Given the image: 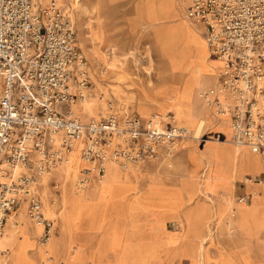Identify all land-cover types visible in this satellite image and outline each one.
Instances as JSON below:
<instances>
[{
  "label": "rangeland",
  "instance_id": "374dc122",
  "mask_svg": "<svg viewBox=\"0 0 264 264\" xmlns=\"http://www.w3.org/2000/svg\"><path fill=\"white\" fill-rule=\"evenodd\" d=\"M45 2L65 10L70 15L74 22L77 46L87 61L90 76L88 92L93 96L97 110L95 117L87 118L76 103L73 106L81 119H99L113 111L119 114L133 113L142 117H150L156 113L166 115L171 112L175 124L182 126L186 135L177 143L179 152L176 156L161 162L144 164L130 171L118 170L117 177L112 178L116 184L113 188L108 183L111 178H107L113 170H110L107 163L103 181L101 179L94 182L89 188L81 191L72 190L71 184L77 167L83 165V162L76 158V152H72L68 163L43 177L44 182L50 177L61 184L60 204L63 208L58 214L54 213L56 205L47 202L52 192L57 191L47 185L42 188V195L48 204L47 209L49 207L48 210H53L51 213L46 209L45 214L55 220L51 239L46 244L39 243L37 237L42 231L41 226L29 219L25 207L24 217L30 220V228L36 232V236L30 235L25 240L18 230L12 238H8L5 235L6 221L0 235V250L7 249L8 253L6 256L0 255V259L5 257L4 264H77L80 247L87 242L91 243L93 237L90 225L95 224V219L90 211L94 204V214L97 216V224L94 227L98 230L97 249L87 264H98L103 257H106V264H115L113 257L106 255L101 246V241L106 238L109 230L108 225L115 216L106 243L109 248H117L125 241L124 236L130 234V248L125 253L116 254V257L117 264H121V261L131 264L136 251L144 245V234L149 231L145 230L147 225L140 218L129 217L135 216V212H138V215L143 212L145 216H141L144 219H149L152 215L158 219L159 212H154L152 208L158 210L161 206L172 208L181 204L172 189L177 183V190L184 195L188 204L182 209L175 207L172 211L169 210L171 216L166 219V212L164 219L167 229L180 227L179 239L174 246L164 250L163 240L148 237L153 246L146 257L147 263L153 264L154 260L160 263L163 256H167L170 264L176 256H180L181 259L186 258L189 263L203 264L206 246L214 236L222 243L220 258L246 264L251 254V241L255 238L254 228L264 223V216L261 214L264 206L257 202L260 197H257L256 189L252 190L253 195L242 207L236 206L235 197L240 193L238 182L243 181L250 188L254 182L253 177H256L253 171L261 170V167L247 166L237 171L235 178L231 179L233 193L229 197V204L221 198L218 192L220 188L216 184L221 180L222 174L219 156L204 152L207 149L203 145H220L226 142L224 144L235 146V142L232 140L228 123L217 120L199 95L205 87L221 85V69H217L221 63L210 53L202 24L193 21L188 23L191 26H187L182 21L179 10L175 9V6L179 8V5L175 4L176 0ZM192 26H195L198 32V44L190 34ZM211 58H215L218 63L210 61ZM176 73L179 76H176L178 82L176 85L169 84V79L177 75ZM205 138H220L223 141L216 143ZM188 168L189 172L185 174ZM245 168H248V171H243ZM256 183L264 185V179ZM154 184L156 187L151 186ZM91 189L98 193L95 201L88 192ZM208 195H211L212 203ZM145 199L149 200L148 206L143 203ZM18 207L7 217L8 221L11 215L17 212ZM148 209H151L152 213ZM225 211L231 214L227 220L228 229L220 218ZM65 212H69V216L63 220ZM18 223H21V219ZM154 226L152 224V227ZM230 227L236 229L234 235L229 233ZM161 229L162 227L159 228ZM238 229L246 234L243 245L237 240ZM81 231L84 232L82 236ZM163 235L164 233L159 231L153 237ZM255 242L264 246V230ZM95 246L96 244L88 250L89 256ZM259 252H264V248Z\"/></svg>",
  "mask_w": 264,
  "mask_h": 264
},
{
  "label": "built area",
  "instance_id": "2783aa9c",
  "mask_svg": "<svg viewBox=\"0 0 264 264\" xmlns=\"http://www.w3.org/2000/svg\"><path fill=\"white\" fill-rule=\"evenodd\" d=\"M45 1L0 0V235L7 217L25 203L29 219L41 226L42 245L55 227L45 214L43 186L57 191L47 200L56 205L54 213L63 208L61 184L43 177L68 163L72 152L84 163L71 184L81 191L101 180L107 163L130 171L172 158L186 135L171 112L81 119L73 104L89 91L87 61L70 15ZM184 14L205 27L211 55L223 62L220 84L229 101L208 89L201 93L204 105L227 111L232 140L264 165V0H186ZM252 195L244 192L235 203Z\"/></svg>",
  "mask_w": 264,
  "mask_h": 264
},
{
  "label": "bare ground",
  "instance_id": "6f19581e",
  "mask_svg": "<svg viewBox=\"0 0 264 264\" xmlns=\"http://www.w3.org/2000/svg\"><path fill=\"white\" fill-rule=\"evenodd\" d=\"M185 3H186V0H176V2H175V4H178L179 5L178 10H179L180 14L182 15V17H181L182 18V21L185 24H187V26L188 25L191 26V24H188V23L189 22L190 23H193V21L190 20L189 18H187L186 15L184 14V6H185ZM204 28L205 27L202 26L203 32H204ZM190 34H191V36L194 37V39L196 40V42L198 44L199 41H200V39H199V35H198V32H197L195 26H192V31L190 32ZM205 40H206V38H205ZM206 43H207V41H206ZM212 57H214V56H212ZM217 59L221 63L220 68L217 67V69H218V71L220 69L222 71L223 62H222L221 59H219V58H217ZM210 61H212L213 63H215V61L217 62V60L215 58H211ZM219 64H218V66H219ZM208 89H213L214 90L215 98L218 101H222L223 103L227 104V102L229 101L228 94H227L226 90H224V88L222 87V85H214L212 87H209V86L208 87H205L199 93L200 97H201V93L204 92V91H206V90H208ZM93 100H94L93 99V96L90 94V92H87L85 94V96H83L80 99H78L73 105H75L76 103H78L77 105H78L79 110H81V112L87 118H93V117L96 116V110H97L96 105H95V102ZM210 110L214 113V116L216 117L217 120H220L221 119V120L226 121L228 123V125H229V127L231 129V136H232V127H231V123H230L229 116L226 113L227 111H224L222 113H218V112H216L212 108H210ZM153 115H155V114H153ZM84 121H86V120H84ZM173 121L175 122L174 119H173ZM205 140H207V141L209 140V141L216 142V143L219 142V141H221V142L223 141L220 138H212V139L211 138H205ZM224 143H226V142H222L220 145H218V144H214V145L211 144V145L205 146V144H204L203 147H205L207 150H209V151L204 150V152H206V153L207 152L215 153L217 156H219L218 159H219V164H220V166L222 168V174H221V180L218 181V182L216 181L217 182L216 184L220 188L219 191H218L219 192V195L221 196V198H224L225 201L228 202V204H229V201H230L229 197L233 193V190H232V185L233 184L231 183V179L235 178V175H237V171H240L243 167H247V166H250V167H259L260 159H259V157H258L257 154H254L253 152L249 151L248 150L249 148L246 145L238 144V143L236 144L235 143V146H230V145L224 144ZM201 152L204 153L203 151H201ZM118 170H120V169L115 166L114 169H113V171L109 174V176H107V178H111V182L109 181L108 183L111 185L112 188L116 185L113 182V179L112 178L113 177H117ZM94 189H96V188H94ZM201 191H202V189H201ZM208 198L210 199V201L212 203L213 202V199L211 198V195H208ZM25 207H26L25 206V203L20 204V206L18 207L17 212L15 211V213L11 215L10 220L9 221L7 220V234L5 233V235H7L8 238L9 237L12 238L13 235L18 230L21 232V236L25 240H27L28 239V236H30V235H33L34 237L36 236V232L32 231L31 228H30V224H31L30 220H28L27 218L24 217V214H26L25 213ZM48 209H49V207H48ZM48 211H50L52 213L53 210L51 209V210H48ZM68 213L69 212L63 213V220L68 218V216H69ZM19 219H21V223H18L17 224V221ZM229 226H231V225H229ZM229 229H230V232L229 233L232 234V235H234L236 229H232V227H230ZM147 234L148 233H145L144 234V238L142 240V242H143L144 245L141 246V248L139 247V250L136 251V253L134 255V258H133L131 264H149V263H147L146 257L148 256L149 252L151 251L150 250L151 249L150 247H152L153 245H151L152 243L150 242V240L146 236ZM126 235H129L130 238H131V235L130 234H126ZM129 240L126 241V239H125V241L122 243L123 245H125L126 251L128 250V248H130V246L132 244V243H130ZM53 241H55V240H53ZM41 247L39 249H41ZM4 258H1L0 259V262L1 263L3 262ZM3 264H4V262H3ZM121 264H124L123 261H121Z\"/></svg>",
  "mask_w": 264,
  "mask_h": 264
},
{
  "label": "crops",
  "instance_id": "0c3cea01",
  "mask_svg": "<svg viewBox=\"0 0 264 264\" xmlns=\"http://www.w3.org/2000/svg\"><path fill=\"white\" fill-rule=\"evenodd\" d=\"M175 9H178V8L175 6ZM170 72L172 73V71H170ZM173 73H175V72H173ZM176 76H178V74L177 75H173V77L169 79L168 83L171 84V85H176V82H178V80L176 81ZM205 131H206V128H204V132ZM178 150H177V152L175 153L174 156L177 155V153L179 152ZM186 162L189 164V162L187 160H186ZM260 162H259V166L261 167V170H254L253 173L256 176H259V177L262 176L263 179H264V165L262 164V162L261 163ZM152 163L153 162H149V164H152ZM108 165H109L110 170H113L114 167H115V165H113L112 163H110V164L108 163ZM111 166H113V167H111ZM189 168H190V165H189ZM189 168L186 170L185 174L189 172L188 171ZM106 169H105V175L104 176H106ZM243 171H245V172L248 171V168H245ZM104 176H103V178H104ZM102 181H103V179H102ZM151 186L152 187H156L155 184H154V186L153 185H151ZM176 186H177V183L173 186V188L172 187L171 188L173 189V193H174L175 197L179 199V203H181V204H179V205L176 204L172 208H167V206H161L158 209L159 211L156 208L149 207V208H152L154 212H156V211L159 212L160 218H158V219L155 218L154 215H152L151 218H149V219H144V218H142V216H145L144 215L145 213H143V212L140 213V215H138V212H135L136 215L134 214L135 216H133V217H129V216L125 215V214H119V215L127 216L129 218H138V219L140 218V220L144 221L146 223V225H147L145 230L149 231V233L146 236L149 237V238H152V239L163 240V249L164 250H168L169 248L174 246L176 244V241L179 239V236H180L179 235L180 234L179 233L180 227H175L174 229H171V230L166 228V222H165V219H164L165 213L167 212L168 216H167L166 219H168V217L171 216V214L168 212L169 210L172 211L175 207H177L179 209H182L184 206H186L188 204V201H186L184 199L185 198L184 195L181 194L177 190ZM238 187L240 189V191H239L240 193L237 194L236 197H238L239 195H242L244 192H248V191H252L253 189H256L257 190V197H260V199H257V202H260L262 204V206H264V185H259L256 182H253L250 185V188H249V187H247L245 182L239 181L238 182ZM88 192L90 194H92L91 196L93 197V199L95 201V199L98 197V195H97L98 193H96V191L94 189H91ZM153 192H154V190L152 188L151 193H153ZM144 201L145 202H143V203L148 206L147 203L149 202V200L145 199ZM245 204H246V202H240V203H236V206L242 207ZM141 207H146V206H141ZM94 210H95V206L93 204L92 211H90L91 216H93V218L95 219V224L90 225L91 229H93V230H91V232H92L91 236L93 235V237L91 238V243L87 242V244H84L83 247H80V250H79V253H78L79 260H78L77 264H87L89 259L92 258L95 249H97L96 248L97 247V238L96 237L98 236V230H96L95 227H94L97 224V218H96L97 216H95ZM148 210H149L150 213H152L151 209H148ZM261 214H263L262 216H264V207H263V209L261 211ZM119 215H117V216H119ZM230 217H231L230 212L229 211H225V213H223L220 218L223 220V222L227 226V220ZM113 219L111 220V222L113 221ZM111 222L108 225L109 226V230H108V232L105 235L106 238L101 241L102 242L101 246L103 248L102 250L105 251V254L109 255V256H112L113 257L112 260H114L115 264H117L118 258L116 257V254H120L121 252H126V249H125V245H123V244L121 246H118L117 248L113 249V248H109L108 244L106 243L107 236H108L109 231H110ZM152 224H154L155 226L152 227ZM157 224H165V225H157ZM178 226H180V225H178ZM160 227H162L161 230H159ZM227 229H228V226H227ZM254 229H255V238H253L252 241H251V243H252V245H251L252 246L251 247V254H250L249 261L246 264H264V261H262V259H264V252H259L261 249L264 248V246L262 247V245H260L259 243L257 244L255 242V240L259 237L260 232H262L264 230V223L259 225V226H256ZM150 230H152V231H150ZM159 231L163 232L164 235L162 237H153V235H156V233L159 232ZM83 233L84 232L81 231L80 236H82ZM85 234H87V231L85 232ZM236 236H237L238 242H240L241 244H242V242H244L246 240V234H244V232L241 229L237 230ZM124 238L127 241V240L130 239V236L129 235H125ZM100 240H101V238H100ZM95 244H96V246L92 250L91 256H89L88 250L90 248H92ZM226 248L229 249L228 247H226ZM221 249H222V243L219 240H217L216 238H214V236L211 237V239L208 241V245L206 246V249H205V257H204L203 264H239L238 262L233 261V260H225V259L220 258L219 257V251ZM152 263L153 264H161V263L169 264L168 263V257L167 256H163V259H162V261L160 263H158L157 260H154ZM98 264H106V257H103L101 259V262L98 263ZM170 264H194V263H189V262H187L186 258L185 259H181L180 256H176L172 260V262Z\"/></svg>",
  "mask_w": 264,
  "mask_h": 264
}]
</instances>
